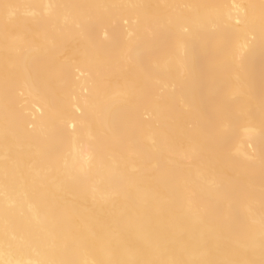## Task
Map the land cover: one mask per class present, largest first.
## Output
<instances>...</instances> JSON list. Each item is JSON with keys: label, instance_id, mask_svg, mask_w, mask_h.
<instances>
[{"label": "bare ground", "instance_id": "6f19581e", "mask_svg": "<svg viewBox=\"0 0 264 264\" xmlns=\"http://www.w3.org/2000/svg\"><path fill=\"white\" fill-rule=\"evenodd\" d=\"M0 264H264V0H0Z\"/></svg>", "mask_w": 264, "mask_h": 264}]
</instances>
